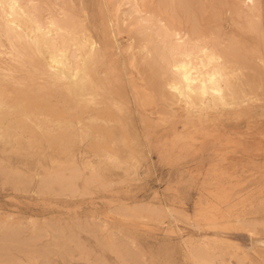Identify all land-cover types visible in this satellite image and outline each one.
<instances>
[{"label": "rangeland", "instance_id": "374dc122", "mask_svg": "<svg viewBox=\"0 0 264 264\" xmlns=\"http://www.w3.org/2000/svg\"><path fill=\"white\" fill-rule=\"evenodd\" d=\"M38 1L45 7L42 14L49 16L48 5ZM257 1L259 9L250 15L260 19L254 21L239 17L243 13L234 9L238 0H184L171 7L183 18L198 19L184 20L183 26L208 27V35L220 29L222 40L237 36L257 50L242 57L243 72L228 69L233 93L227 104L218 107H208V96L197 94L192 106L171 92L170 76L163 74L155 58L142 55V38L122 20L97 27L88 21L95 44L107 52L87 63L91 85L81 76L73 81L53 71L43 55L24 59L18 75L30 76L32 86L16 88L23 106L5 110L0 121V264L20 259L23 264H194L187 259L189 243L207 253L216 247L220 251L216 254L228 264L241 263L245 254L248 264H264L258 256L264 249V226L250 232L228 224L237 217L264 222V210L256 206L264 200V59L260 58H264V0ZM73 2L78 15H83L84 5L91 19L101 16L100 0ZM49 4L51 12L61 17L60 6H68L69 0ZM10 46L0 34V50L9 52ZM49 58L48 53L50 64ZM38 97L50 118L43 124L53 129L52 135L28 116L27 111L36 110ZM111 100L129 105L147 135L149 145L137 173L104 158L107 152L126 156L136 147L125 140ZM28 119L31 123L24 126L36 127V140L28 131L21 133L22 120ZM84 125L90 128L88 136L81 130ZM11 130L16 137L10 136ZM54 159H74L80 166L77 192L41 190L47 171L57 168ZM92 167L110 183H89ZM223 191L229 195L218 196ZM141 203L171 207L176 215L128 209ZM213 206L220 210L208 211ZM230 206L237 209L228 219ZM206 211L208 220L200 216ZM55 240L59 247L53 245ZM44 247L49 248V257L26 258L28 250ZM223 261L215 259L216 264Z\"/></svg>", "mask_w": 264, "mask_h": 264}, {"label": "bare ground", "instance_id": "6f19581e", "mask_svg": "<svg viewBox=\"0 0 264 264\" xmlns=\"http://www.w3.org/2000/svg\"><path fill=\"white\" fill-rule=\"evenodd\" d=\"M100 1L98 6L100 7L99 11L101 16L98 18L95 15V17L93 16L94 18L91 19L84 5H82L81 9L83 12L82 16L72 10L74 5L73 0H69L68 6H60L59 13L62 14L61 17L51 12V7H53V5L51 6L49 4V0L42 1L44 5H48L47 9L50 11L47 17L42 14L45 7L39 1L0 0V34L5 35L11 45L9 52L0 50V121L4 118L5 110L12 108L17 110V108L23 106L21 101L19 102V99L15 96L16 88L27 86L29 89L32 86V78L30 76L18 75L20 70H24V59L26 58L33 59L35 56L39 57L43 55L47 65H49L53 71H60L62 74L67 75L66 77L70 76L73 81L81 76L88 85L92 84L93 81L88 73L89 67L87 63L92 58L105 56L107 52L106 48L99 47L95 44L94 35L89 25H87L89 23L88 21H90L93 27H97L99 23H108L111 25L114 20H122L124 24L130 26L134 30L135 35L142 38L140 44L143 52L142 55L153 57L157 60L163 74L170 76V81L167 84L170 91L179 93L181 98L185 97L187 103L192 106L196 103L194 102V98L197 94L204 98L208 96V107L213 108L221 104H227L228 97L233 93V84L230 79L231 73L228 69L233 67L231 70L237 74L243 72L246 65L243 63L244 58L242 57L246 56L248 53L253 54L257 52L253 47H247L244 41L237 36H230L227 41L222 40V34H224V32L220 29L209 31L211 33L210 36L208 35V27L199 24L183 26L181 22L184 20H198L190 17L183 18L176 14L175 10L171 8L178 2L183 3L184 0ZM200 1L203 2L204 0ZM257 2V0H238V2L234 4V9L239 13H243V15L241 14L239 16L240 18L248 21L259 20V16L250 15L251 12L259 9ZM226 4L228 3L226 2ZM127 5L132 8H127ZM208 15H210V13ZM219 19V17H215V20ZM136 47L138 48V46ZM48 53L51 58H49L50 64L47 59ZM260 58L262 60L264 59L261 56ZM19 66H21V68H19ZM4 69H7L8 72L4 73ZM158 72H160L159 69ZM159 74H161V72ZM42 85L45 84L42 83ZM135 88H138V86L135 85ZM225 89L229 90L228 93H225ZM38 98L36 110L27 111L28 116L32 120L34 117L37 127H40L41 130H45L48 134L52 135L53 129L43 124L44 121L49 122L50 118L40 105L42 98ZM179 99L177 100L179 101ZM231 100L234 101L233 97L229 101L231 102ZM203 101L205 102V100ZM232 103L233 102H231V104ZM110 105L113 111L118 115V123L121 124L125 132V140L127 142L136 143V147L135 150H129L126 156H121L115 152H107L104 158L109 162L117 163L121 167H124L128 173H137L144 161L143 153L149 145L146 139L147 135H144L145 132L143 134L142 127L140 128L138 125V116L136 118V113L129 105L121 100H111ZM229 105L230 103L228 106ZM236 105L237 104H235V106ZM141 117L143 118V116ZM110 120L111 118L105 122H109ZM26 122L31 123V120H22L21 133L23 134L25 131H28L31 134V139L33 140L34 138L36 140V127L26 129V126H24ZM81 130L85 136L90 134L89 126H82ZM9 134L10 136L16 137L14 130H11ZM22 134L19 137H22ZM54 163L57 165V168L52 171H47L43 179V184L40 187L41 190L70 193L77 192L76 180L81 177L83 173L77 162L74 159L67 161L54 159ZM66 169L69 170V174L65 173ZM88 182L105 186L110 183V181L105 179L95 167H92ZM223 195L228 196L229 192L223 191L218 196ZM220 202H223V200H220ZM256 206L258 209L264 210V200L259 201V204ZM128 209L132 211L145 210L158 214L167 213L168 215H176V211L171 207H155L148 203L137 204ZM212 209L216 211L220 210L219 207L213 206L211 209H208V211ZM236 209L235 206L228 207V214L226 215L228 219ZM208 211L200 214L205 220H208ZM184 216L189 219L187 215L184 214ZM206 224L209 225L210 223L206 222ZM228 224L235 228L248 229L250 232H254L257 225L261 224L264 226V222L251 221L250 218L247 217H237L234 223L233 221H229ZM36 239H38V237ZM53 245L59 247L56 240L53 242ZM109 245H113V239L110 240ZM196 246L189 243L185 248L187 259L194 264H216L215 259L223 261L222 256L217 255V250L213 249L216 247H213L211 250L208 249L207 253L201 246L202 249ZM77 247L90 260L89 255L83 252V249L79 245H77ZM48 251L49 248L44 247L43 249L28 250V253L26 252L27 254L24 255L29 261H39L42 258L49 257ZM221 253L224 252L222 251ZM258 256L264 261V249L258 251ZM248 259L250 258L245 254L241 259L242 262L238 264H248ZM93 262L94 264H100L98 261ZM134 263L136 262L134 261ZM4 264L23 263L20 259L19 262L10 260ZM223 264L228 263L223 261Z\"/></svg>", "mask_w": 264, "mask_h": 264}]
</instances>
